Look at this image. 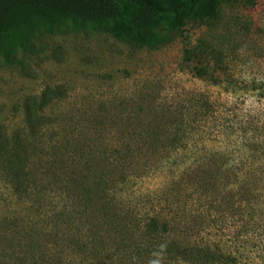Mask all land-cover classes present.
<instances>
[{
	"label": "rangeland",
	"instance_id": "rangeland-1",
	"mask_svg": "<svg viewBox=\"0 0 264 264\" xmlns=\"http://www.w3.org/2000/svg\"><path fill=\"white\" fill-rule=\"evenodd\" d=\"M47 90L62 97L28 134L26 102ZM16 136L30 182L18 198L0 169V264H202L195 248L264 264V0L226 3L157 49L49 38L25 68L0 67V138ZM100 176L81 200L65 193ZM79 224L101 256L76 244Z\"/></svg>",
	"mask_w": 264,
	"mask_h": 264
},
{
	"label": "trees",
	"instance_id": "trees-1",
	"mask_svg": "<svg viewBox=\"0 0 264 264\" xmlns=\"http://www.w3.org/2000/svg\"><path fill=\"white\" fill-rule=\"evenodd\" d=\"M232 1L235 0H0V67L25 68L27 60L47 51L49 38L76 32L109 34L137 48L157 49L167 45L172 36L183 31L189 23L218 18L221 7ZM198 72L199 75L204 73ZM61 97L58 90H47L41 100H27L28 134L38 135L43 131L48 123L45 109ZM175 129V135L183 132L181 127ZM20 138L16 136L11 141L0 138V169L18 198L27 196L30 182L26 168L30 147ZM72 184L78 190L65 188V193L69 199L81 200L91 195L92 190L106 187L107 182L100 176L90 180L79 178ZM78 213L82 216L84 211ZM69 219L72 220V214ZM160 226L153 219L148 229L159 232ZM161 227L166 231L168 225ZM75 235L80 248L94 253L95 257L102 255L91 230L79 224ZM30 245L37 252L35 244L31 242ZM192 253L202 264H215L219 258L208 248H195ZM112 260L124 264L121 255Z\"/></svg>",
	"mask_w": 264,
	"mask_h": 264
}]
</instances>
